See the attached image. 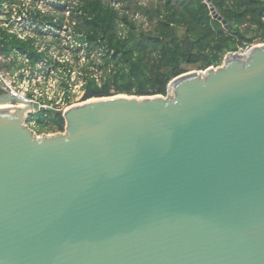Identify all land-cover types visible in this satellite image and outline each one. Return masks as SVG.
<instances>
[{
  "label": "water",
  "instance_id": "water-1",
  "mask_svg": "<svg viewBox=\"0 0 264 264\" xmlns=\"http://www.w3.org/2000/svg\"><path fill=\"white\" fill-rule=\"evenodd\" d=\"M0 89V264H264V42L70 105L56 133Z\"/></svg>",
  "mask_w": 264,
  "mask_h": 264
},
{
  "label": "trees",
  "instance_id": "trees-1",
  "mask_svg": "<svg viewBox=\"0 0 264 264\" xmlns=\"http://www.w3.org/2000/svg\"><path fill=\"white\" fill-rule=\"evenodd\" d=\"M141 1L62 0L56 4L55 14L27 9L39 26L46 24L54 33L63 29L65 37L70 35L66 47L74 42L75 50L83 51L80 66L77 54L72 63L69 59L59 61L45 51H37L33 38L23 40L3 26L0 49L7 53L16 48L33 65L41 61L62 68L61 84L65 89L70 71L78 66L84 101L118 93L165 95L169 81L186 71L185 66H217L228 51L264 42V0H211L227 20V29L212 17L204 0ZM65 10L69 12L67 23L63 21ZM138 14L141 22L136 18ZM62 112L47 108L29 113L26 122H33L32 128L38 134L63 131Z\"/></svg>",
  "mask_w": 264,
  "mask_h": 264
},
{
  "label": "rangeland",
  "instance_id": "rangeland-1",
  "mask_svg": "<svg viewBox=\"0 0 264 264\" xmlns=\"http://www.w3.org/2000/svg\"><path fill=\"white\" fill-rule=\"evenodd\" d=\"M35 1L36 3H39V1L37 0H27L25 4H28V6L32 8L35 4ZM47 1L48 0H43V4H42L43 9L46 11L49 10L51 13L55 14V11L57 10L55 8V5L53 3H48ZM53 1H60V0H53ZM149 1L150 0H142L141 2L143 4H147ZM4 3L6 4L5 6L8 12H11L12 10L18 11L20 8H22V5L19 7L18 4L13 3V2L4 1ZM119 6H122V5H119ZM68 16L69 14L64 13L63 21H65V23H67L69 20ZM9 17L10 16L6 18L4 13L1 14L0 15V25L4 24L7 29H9L12 32L17 33L21 37H24L25 35L33 36L35 38V44L38 46L40 50L48 47L49 49L48 55L52 54L54 56H60V57L67 56L71 58V60L73 61V56L77 54L79 56L78 66H80L81 63L83 62L84 60L83 51L75 50L74 42L72 44L69 43V46L66 47V44L70 42L71 37L70 35H66L65 37V32L63 31V29L56 33L52 32V30L48 28L40 29L41 26H39V23L32 21L30 15H27V17L23 19H21V16L15 15V17L12 16L10 20L7 21ZM136 18L138 22H141V19H142L141 15L139 14L136 15ZM5 21H7V23H5ZM255 44H258V43H255ZM221 63H223V59ZM39 64L41 66V69L33 68V67H31L30 69L31 70L33 69L31 75L35 77V80L37 84L39 85V87L43 86V91L40 90L42 94V96L40 97V100L44 104L49 105L48 107H46V109L49 107H54L56 109L58 108L64 109L70 105L79 104L82 102L81 99L83 95V90H82V85H80V82L82 81V84H83V80L81 79V76H79V73L77 72L78 66L73 68L70 72L71 76L69 80L71 82V86H70L68 95H66L64 92H62V88H61L62 77H60L59 70L55 68H51L48 64L46 65L43 63H39ZM11 68L12 66L8 67L9 72L11 71ZM47 68H49L50 70H48ZM185 68L187 70L197 69L196 66H192V65L185 66ZM30 69L26 68V70H28L29 73H30ZM14 71L15 70H13V72ZM45 73H47V75H45L46 79L44 80L43 75ZM74 83H76L77 86L74 85ZM67 96H68V99H65V97ZM27 124L32 128V124H29L28 122ZM56 132L58 131H49V132L44 131L43 133L50 134V133H56ZM41 134L42 133L38 135H41Z\"/></svg>",
  "mask_w": 264,
  "mask_h": 264
},
{
  "label": "built area",
  "instance_id": "built-area-1",
  "mask_svg": "<svg viewBox=\"0 0 264 264\" xmlns=\"http://www.w3.org/2000/svg\"><path fill=\"white\" fill-rule=\"evenodd\" d=\"M22 1L24 2L23 4H19V3H16L14 1H8V2H13V3L18 4L19 7L21 5H23V9L21 8L22 10H21L20 13H19V10L18 11L12 10L11 12H8L6 10V6H5L6 4L4 3V1H2L0 3V7H1V9H0V15L4 13L6 18L8 16H10L7 21H9L12 16L15 17V15L21 16V19L26 18L27 15H29L27 9L28 8H31V7H29L28 4H25L27 0H22ZM37 1H39V3H36V1H35V4L32 7V9H35V11H36V9L39 10V12L41 14L50 12L49 10L46 11V10L43 9V7H42L43 0H37ZM47 2L48 3H53L56 6V4L62 3V0H60V1L48 0ZM64 13L69 14L68 10H65ZM7 21H5V23H7ZM0 26H3L4 28H6L4 24H1ZM43 28L50 29V27L48 25H46V24L45 25H42L40 29H43ZM6 31L9 32V33H11V34L16 35L18 38H21L23 40H25L27 38H33L34 39V45H35V47H37V51H39V52H41V51L44 52L45 51L48 54V50H49L48 47L40 50L38 48V46L35 44V38L33 36L25 35L24 37H21L17 33L12 32V31H10L7 28H6ZM46 46H47V44H46ZM54 57H56L59 61H64L65 59L66 60L69 59L70 63L73 62L71 60V58H69L67 56L66 57L54 56ZM39 63H43V64L46 65L45 62H41V61H39V62H37V63H35L33 65L30 62V59L28 58V56L26 54H23V53L19 52L16 48L11 49L7 53H3L1 51V49H0V85H1V87L4 88L5 90H8V91L12 92L13 94H15L17 96H20L23 99L29 100L31 102H37L39 104H42V105H45L46 107H48L49 105L44 104L40 100V97L42 96L41 91H43V86L39 87V85L37 84V82L35 80V77H33L31 75L32 74V71H33V69L32 70L30 69L31 67L41 69V66H40ZM48 65L51 68H54V67H52V65H50V64H48ZM10 66H12V68H11V71L9 72L8 67H10ZM26 68H29L30 69V73H29L28 70H26ZM47 69L50 70L49 68H47ZM13 70H15V71L13 72ZM58 70H59L60 77H62V75H61L62 74L61 73L62 72V68H58ZM45 75H47V73H45L43 75L44 80L46 79L45 78ZM67 83H68V89H65L63 86H61L62 92H64L66 95H68V92L70 90V86H71L70 80H68ZM74 85L77 86L76 83H74ZM80 85H82V81L80 82ZM65 99H68V96L65 97ZM49 108H54V107H49ZM64 109L58 108L56 110H62L63 111ZM32 123L33 122H30L29 124H32Z\"/></svg>",
  "mask_w": 264,
  "mask_h": 264
},
{
  "label": "bare ground",
  "instance_id": "bare-ground-1",
  "mask_svg": "<svg viewBox=\"0 0 264 264\" xmlns=\"http://www.w3.org/2000/svg\"><path fill=\"white\" fill-rule=\"evenodd\" d=\"M5 106H11V104H3V105H0V107H5ZM17 106H23V105H17Z\"/></svg>",
  "mask_w": 264,
  "mask_h": 264
}]
</instances>
